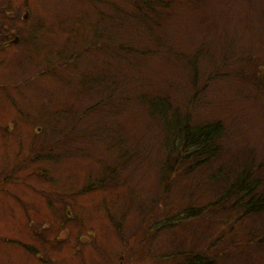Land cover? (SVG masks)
I'll return each mask as SVG.
<instances>
[{
	"label": "rangeland",
	"instance_id": "1",
	"mask_svg": "<svg viewBox=\"0 0 264 264\" xmlns=\"http://www.w3.org/2000/svg\"><path fill=\"white\" fill-rule=\"evenodd\" d=\"M152 3L0 0V264H180L235 241L219 214L179 218L223 193L220 165L264 159V0ZM218 120L221 158L164 173L173 134ZM235 230L232 262L264 264V213Z\"/></svg>",
	"mask_w": 264,
	"mask_h": 264
},
{
	"label": "trees",
	"instance_id": "2",
	"mask_svg": "<svg viewBox=\"0 0 264 264\" xmlns=\"http://www.w3.org/2000/svg\"><path fill=\"white\" fill-rule=\"evenodd\" d=\"M140 1L144 2V0ZM146 1L150 5H153L152 2L154 0ZM174 124L167 122V127L172 129L173 132L176 129L174 128ZM224 130H226L224 123L218 120L197 127L187 125L182 129L180 134L171 133L173 137L171 136L172 140L168 144L164 173L170 169V164L172 163H188L189 168H196L207 166V164L210 165L212 160L221 158L224 152ZM260 160L258 162L256 157L254 159L252 156H247L246 159L238 163L236 168L234 165H230L226 169L223 165H220L216 171L214 170L210 173L209 178L211 181L222 179L226 182L223 193L204 206L189 205L185 207L179 219L181 221L203 219L208 213V219H213L212 221H214L216 215L219 214L220 218L218 219L225 225L229 222L234 223V226L227 231V235L232 236L233 234L235 241H230L220 246L225 241V233L220 239L211 242L204 249L198 252L192 250L186 256L183 263L180 264H248L246 261L242 263L237 261L232 262V248L238 244L236 239H238L239 233L236 232L235 226L239 223L240 219L264 213V159ZM169 173L171 174V172ZM170 174L168 177L171 176ZM168 177L163 179L164 187H166L169 181ZM164 203L167 205L166 202ZM233 210H238L241 214L230 217ZM163 226L173 227L169 224V221L163 224ZM247 234L248 238H253L251 242H254L256 246L264 247V236L255 237L256 235H254L253 231H248ZM178 255L181 256L182 253H178Z\"/></svg>",
	"mask_w": 264,
	"mask_h": 264
}]
</instances>
